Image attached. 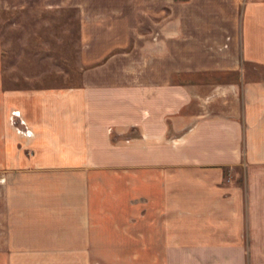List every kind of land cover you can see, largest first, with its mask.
I'll use <instances>...</instances> for the list:
<instances>
[{
	"label": "crops",
	"instance_id": "0c3cea01",
	"mask_svg": "<svg viewBox=\"0 0 264 264\" xmlns=\"http://www.w3.org/2000/svg\"><path fill=\"white\" fill-rule=\"evenodd\" d=\"M71 8L79 86L0 80V264H264V0H0Z\"/></svg>",
	"mask_w": 264,
	"mask_h": 264
},
{
	"label": "rangeland",
	"instance_id": "374dc122",
	"mask_svg": "<svg viewBox=\"0 0 264 264\" xmlns=\"http://www.w3.org/2000/svg\"><path fill=\"white\" fill-rule=\"evenodd\" d=\"M78 13L72 8L0 12V80L5 89L79 86ZM16 120L19 118L13 120L15 131L26 132Z\"/></svg>",
	"mask_w": 264,
	"mask_h": 264
}]
</instances>
